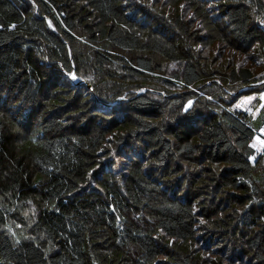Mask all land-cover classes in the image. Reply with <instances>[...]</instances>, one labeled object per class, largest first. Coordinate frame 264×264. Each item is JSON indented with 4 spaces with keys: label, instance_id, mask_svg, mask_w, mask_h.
<instances>
[{
    "label": "trees",
    "instance_id": "1",
    "mask_svg": "<svg viewBox=\"0 0 264 264\" xmlns=\"http://www.w3.org/2000/svg\"><path fill=\"white\" fill-rule=\"evenodd\" d=\"M262 21L264 0H0V264H264V147L231 108L264 84Z\"/></svg>",
    "mask_w": 264,
    "mask_h": 264
},
{
    "label": "rangeland",
    "instance_id": "2",
    "mask_svg": "<svg viewBox=\"0 0 264 264\" xmlns=\"http://www.w3.org/2000/svg\"><path fill=\"white\" fill-rule=\"evenodd\" d=\"M164 1V0H163ZM181 11L182 13L185 15L186 18L188 19H192V15L194 13V11L189 8V6H186V5H182L181 7ZM194 22L195 24H197V26H199V22L198 20H196L194 18ZM217 48H221V46H218L216 48H214L212 50L213 54H214V59L213 60H219V56H218V52H217ZM204 51H203V55H204ZM220 58H224V56H220ZM231 60V59H230ZM241 61V60H240ZM249 61V60H247ZM249 62H253L252 60H250ZM212 63H214V61H212ZM164 65H170L169 63H163ZM112 68H117V66H115L114 64L111 65ZM213 68L216 67V65H213L212 66ZM168 68L171 70L173 68V65H170L169 67H167V72H171L168 70ZM256 70L260 69L258 68L257 66L254 67ZM170 74V73H169ZM76 81V79H75ZM263 81V80H262ZM262 81L256 83L259 84V83H262ZM263 84V83H262ZM144 88H142V90L138 91V92H142L144 91L143 90ZM261 93H264V84L263 85H258V86H254V84H250L248 87H242L239 89V91H237L235 94H234V100L231 102V108H239V109H242L244 110L245 112H247L250 116H252V124L254 126V128L256 130H258V134L256 136V146L258 149H261L264 147V118H262V115L259 114V112L257 111L260 107V105L264 104V100H262L260 98V94ZM254 97V99H252L251 101H247L246 103H244V105L242 107H236L235 105L241 101H244L246 97ZM187 103V102H186ZM185 103V104H186ZM248 109H251V111H249ZM121 166V163H116V167H120ZM187 173V172H186ZM213 203V200L212 202ZM203 217L199 216V223H201ZM210 239H205L204 240V245H201L202 248H206V247H210ZM240 252H235L234 254L230 255L232 258L236 259L238 258V254ZM206 257V255H205ZM239 259V258H238Z\"/></svg>",
    "mask_w": 264,
    "mask_h": 264
},
{
    "label": "snow or ice",
    "instance_id": "3",
    "mask_svg": "<svg viewBox=\"0 0 264 264\" xmlns=\"http://www.w3.org/2000/svg\"><path fill=\"white\" fill-rule=\"evenodd\" d=\"M262 22H264V21H262ZM49 26L51 27V22H50V21H49ZM12 27H14V26H12ZM69 76H71L72 79H77V78H78V77L75 75V73H69ZM260 98H261L262 100H264V93H261V94H260ZM209 99H211V97H209ZM252 99H254V97H251V96L246 97L244 101H241V102L237 103L235 106H236V107H242V106L244 105V103H246L247 101H251ZM192 105H193V102H192L191 100H189V101L184 105V109H183V111H184L185 113H187V112L191 109ZM261 108H264V104L261 105ZM248 110L251 111V109H248ZM257 111H259V109H258ZM252 147H256V145L253 144ZM249 159H250V160H255V157H249ZM201 223H204V221L202 220Z\"/></svg>",
    "mask_w": 264,
    "mask_h": 264
},
{
    "label": "water",
    "instance_id": "4",
    "mask_svg": "<svg viewBox=\"0 0 264 264\" xmlns=\"http://www.w3.org/2000/svg\"><path fill=\"white\" fill-rule=\"evenodd\" d=\"M262 82H264V80Z\"/></svg>",
    "mask_w": 264,
    "mask_h": 264
}]
</instances>
